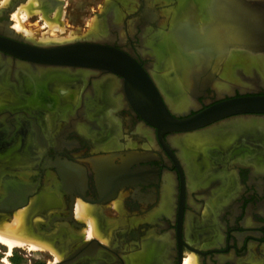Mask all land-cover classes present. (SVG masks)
Listing matches in <instances>:
<instances>
[{
	"label": "flooded vegetation",
	"instance_id": "1",
	"mask_svg": "<svg viewBox=\"0 0 264 264\" xmlns=\"http://www.w3.org/2000/svg\"><path fill=\"white\" fill-rule=\"evenodd\" d=\"M26 2L10 0L0 8V36L11 43L50 48L90 35L51 44L23 36L14 29L11 15ZM127 2L128 8L113 0L96 10L102 26L112 3L124 9L125 39L119 38L118 29H110L103 40L132 56L161 94L154 74L161 78L165 69L160 65L151 71L154 59L140 51L145 1ZM174 3H150L153 17L146 21L150 30H156L163 19V29L174 31L177 17L172 20L166 15ZM61 4L62 0L30 3L48 18ZM245 9L262 11L257 5ZM33 16L44 22L40 14ZM103 77L118 83L115 93L121 96V104L112 108L110 100L100 99L88 119L81 108L93 100L94 82ZM195 81L194 104L185 115L222 100L264 95V81L234 85L221 94ZM59 85L76 89L78 104L65 100ZM108 87L107 82L100 85L104 93ZM104 112L117 129L94 122ZM248 118L264 120V113L232 115L196 130L160 134L132 107L120 75L86 67H42L0 50V214L8 219L16 210L31 207V233L44 230V237L61 248L60 260L50 253L43 264H132L138 253L144 256L141 264H183L190 254L197 264H264V128L240 129L236 122ZM79 120L89 131L72 124ZM193 134L211 135V140L200 146L188 144L184 138ZM100 159L102 171L95 165ZM63 168L79 170L82 181L66 184ZM168 179L169 196L163 189ZM52 183L58 193H48L44 201L39 195L47 186L52 189ZM79 197L93 206L97 228L106 241L86 237V223L74 215Z\"/></svg>",
	"mask_w": 264,
	"mask_h": 264
},
{
	"label": "bare ground",
	"instance_id": "2",
	"mask_svg": "<svg viewBox=\"0 0 264 264\" xmlns=\"http://www.w3.org/2000/svg\"><path fill=\"white\" fill-rule=\"evenodd\" d=\"M3 1L4 3L7 2V0H3ZM117 1L122 2V4L125 7L127 8L129 7V3L127 2V0H117ZM144 1H145V12L143 15L144 25L143 26L141 25L142 32L139 36L140 51L154 59L151 65V71L156 70V68L160 64L164 63V67L166 70L165 73L163 74V76H161L162 78H159L157 75L154 74V80L155 83L159 86L161 93H163L167 102L170 104L173 110L181 112L187 110L190 106H193L194 101H193V97L191 96L192 94L191 92H193L191 91L192 89L191 86L192 84L195 85L196 82L195 79H197V83L199 86L208 84L214 90H217L216 92L218 94L230 91L231 87L234 85L235 86L239 84L241 86L244 84L253 85L254 82L260 83L261 81H264V48H263L264 46L262 47V45H257L256 48H262V49H259L256 53H252L250 47L244 49L239 45L241 39L239 35H237L234 31L233 33L230 31L231 26L234 25H232L231 18H229L230 16L227 15L229 14L228 12L231 10L230 9L231 2H228V0H174L175 1L174 5L170 8L169 12H166V15H168V13L170 14L172 20L173 18L178 17L180 15L182 8H184V6L187 3L189 4L190 1L192 3L195 2L196 5L194 6L195 8H193V12L188 11L181 17L182 20L186 18L190 20L188 22L190 23L191 31H189V29L180 28L178 26L179 24L182 23L181 20V22L178 25H176V28L175 26H173L174 27L173 28L174 33H173L172 31H170L171 27L169 28V30H164L163 23H161V26L156 30L152 31L148 28L149 26L146 25V21L148 20L147 18L153 17V14H151L149 7L150 3L153 0H144ZM168 1L169 0H160V2H168ZM32 2L33 5L37 3L36 0H32ZM253 2L255 6L257 5L258 8L262 10L260 13L264 16V0H253ZM28 3L29 2L27 0L26 3H23L24 5L18 6L16 10H14V12L12 13V18L15 19L14 29H17L16 31H24L25 34L32 35L30 31L22 27V21L28 18V14L30 12ZM39 8L34 7L33 10H39ZM194 9H196V12ZM224 10H226L227 12L225 14L227 15L225 16V19L222 16V14L225 12ZM54 12L55 13H53V17L52 18L50 17L52 22L49 23L50 25L52 24V30L60 31L61 33L66 32V28L64 27V24L62 22L63 20L62 16L56 17L57 9ZM92 21H94V19ZM48 22L50 21L48 20ZM121 23H122L121 10L117 5V3L116 5L112 3L107 8V15L105 16V19H103L102 21V26L101 24L98 25L93 24L94 27L96 26L99 28L98 30H93V31H98V32H95L94 36L92 35L88 38H94V39L108 38V36L110 35V29H118L119 30L118 34L120 33L119 38L124 40L125 36L121 35L123 34ZM88 28H91V26H89ZM130 29L132 28L130 27L129 31ZM99 32L100 34H98ZM96 34L97 36H95ZM56 39L57 38H54L53 41L58 42L59 40ZM42 40L43 42L49 41L48 38L47 39L42 38ZM189 45L190 47H187ZM205 49L208 51H204ZM84 74H85L84 75L85 78L86 73ZM104 80L106 79L103 77L101 79H97L94 82L93 91L95 93V96H93L94 97L93 100L86 102V105L81 108L83 115L86 116L88 119L93 118V111L95 110L94 108L96 102L98 101V84ZM110 81L111 83L107 91L110 95L109 97L112 98V101L114 103L112 108H115L121 104L122 99L120 95L115 93L116 92L115 90L118 87V83L115 80H110ZM58 88L59 90L63 89L64 93L65 92L71 93L72 95L71 97H73L71 99H73V102L75 104H78V98L75 99V97H77L76 89H70L64 85H59ZM195 89L193 90L197 92L198 90L196 91ZM63 98L67 100V98H69V94H66ZM64 116H66V114H64ZM96 117L97 118H95L94 122H96L97 125L102 127L103 122H106V125L108 127H110V125L111 126L114 125L117 129V125L115 124V122H112L114 120L111 119L108 112L106 114V118L103 115L102 116L99 115ZM236 123L237 125L240 126L239 128L242 130L244 129L247 130V128H253L254 126H259L260 128H264V120L248 118V119H240ZM72 124L82 132L89 131L87 124H84V122H80V120L79 122L75 121ZM194 134L191 136H186L184 140L188 144L194 146H200L201 144L211 140V138L209 137L211 135L202 137ZM102 162H103L102 159L95 162V165L99 166L100 171H102V166H101ZM104 165L106 166V164ZM75 169L63 168L62 174H64V180L66 184L68 181L73 180L75 182V180L76 181L80 180L81 176L77 175L79 174V170H75ZM80 181H82V178ZM80 183L78 182V184ZM55 184H53V188H52L53 190L48 189L47 186L41 192L42 195L39 194L38 195L41 196L44 199V201L46 199L45 196L47 195V193L52 192L56 195L58 193V189H57L58 186ZM66 184L63 186H67ZM83 184L81 186H83ZM163 189L165 190L167 196H169L170 195L169 179L167 180L165 188ZM167 196L166 199H168ZM34 200L35 198H33L32 202ZM114 205L117 204L114 203ZM30 210L31 207L18 209L8 220L6 219L7 215L0 214V242L7 247V251L9 255L14 248L22 247L25 245H27V247L31 249H39V248L44 249V247L46 246L39 240L37 241L29 238L30 235L34 234L31 233V228L28 225V219H29L28 216ZM90 211L91 209L86 204L85 201H83L80 197L76 199L74 214L76 218L83 220L87 223L88 225V227L86 228L87 238L95 237L96 235H98L97 227L95 225L94 219L92 218L93 217L92 212L90 214ZM47 249L49 250L50 248ZM50 251L51 250H49V252ZM55 254H56L55 255L56 258L54 257V259L59 260L61 257L59 256L60 254L58 252H55ZM143 257L144 256L142 253H138L135 256H133L132 258L133 264H141L143 261ZM5 262L7 264H12L7 259ZM183 264H197L195 256L193 255L187 256L184 259Z\"/></svg>",
	"mask_w": 264,
	"mask_h": 264
},
{
	"label": "water",
	"instance_id": "3",
	"mask_svg": "<svg viewBox=\"0 0 264 264\" xmlns=\"http://www.w3.org/2000/svg\"><path fill=\"white\" fill-rule=\"evenodd\" d=\"M228 2H231V10L227 15L230 16L232 25H238L234 26V32L241 39L239 45L244 49L250 47L252 53H256L261 49L256 48L257 45H264L263 15L256 10L249 12L245 9L255 6L253 0ZM224 11L222 16L225 19L227 12ZM94 40L98 39L80 38L79 41H70L60 46L30 48L15 45L0 36V50L20 59L36 62L42 67H86L120 75L132 107L144 120L155 126L160 134L196 130L232 115L264 113V95L222 100L191 115H185L189 109L175 111L132 56L105 44L103 39L102 43L93 42ZM12 45L19 49H11L9 46Z\"/></svg>",
	"mask_w": 264,
	"mask_h": 264
},
{
	"label": "rangeland",
	"instance_id": "4",
	"mask_svg": "<svg viewBox=\"0 0 264 264\" xmlns=\"http://www.w3.org/2000/svg\"><path fill=\"white\" fill-rule=\"evenodd\" d=\"M110 1L112 2L113 0H62L61 6L60 7L58 6L56 8L57 9V13H56L57 16L56 17L62 16V19H63L62 22L64 24V27L66 28V32L61 33L60 31L52 30V24L51 25L49 24V23L52 22V20H51L52 17L51 18H48L46 16V14L41 13L40 10H33V8L30 5V3L32 2V0H28V2H29L28 3L29 4L28 7H29L30 12L28 14V18H26V19H24L22 21V27L25 28L26 30L30 31V33L32 35L25 34L24 31H17V32L22 33L23 36H25L27 38H30V39H33V38L36 37L37 40H39L40 42H43L42 38H44V39H47L48 38L49 41L43 42L44 44H48V43H52V42H57V41H53L54 38H57L56 40H59V42H63V41H66V40H72V39H75V38H78V37H83L84 35L90 34V35H88L86 37V38H88V37L92 36L95 32H98V31H93V30H98L99 29L98 27L95 26L97 28L96 29L93 26V24H96V25L99 24L98 23V18H97V15H96L97 13H95L96 10L101 9V8L103 9L107 5V3H110ZM9 2H10V0H7V2H5V3H4L3 0H0V8H1V6H7V4ZM36 2H37V0H36ZM32 4H33V2H32ZM22 5H24V4L23 3L20 4V5L18 4V6H22ZM195 5H196L195 2L192 3L190 1L189 4L187 3L184 6V8H182L181 12L179 11L180 12V15L175 19V21L177 22V25L181 22L182 15H184L188 11L189 12H193V8H195L194 7ZM120 10H121V22H122V11L124 9L122 8L121 5H120ZM194 10L196 12V9H194ZM64 11H67L66 17H65ZM32 12L33 13L36 12V13L40 14V17L42 19H44V22L43 23L37 22L38 17L37 16H33V13ZM11 17H12V15H11ZM93 19H94V21H92ZM12 20H13L12 21L13 24H15V19L12 18ZM48 20L50 22H48ZM162 20L163 19H161V21L159 22L158 28L161 26ZM32 21H34V24L33 25L27 24L28 22H32ZM183 21H184V24H183ZM188 21H190V20L188 18H186V19L182 20V23L179 24L178 26L180 28L189 29V31H191V29H190L191 28L190 27V23ZM39 24H42V26L40 28L38 27ZM88 25L91 26V28H88L89 27ZM235 25H236V23H235ZM173 26H175V25H173ZM234 26H231V30L230 31L232 33L234 31ZM237 26L238 25H236V27ZM130 27L133 28V26H130ZM85 28H87V30L82 31ZM92 28H95V29H92ZM15 30H17V29H15ZM32 30L35 33L32 32ZM91 31H92V34H91ZM130 31H132V29H130ZM42 35H43V37H42ZM121 35H124V30H123V34H121ZM119 36H120V33H119ZM160 65H163V67H164V63L163 64H160ZM160 65L158 66V68L160 67ZM164 69H165V67H164ZM162 71H163V73L160 76H163V74L165 73L166 70H162ZM103 82L105 84L107 82L109 85L111 83L110 80H104V81H101L98 84V101L96 102V105H95V108L94 109H97V107H98L97 106V103L99 102L100 99L110 100L112 102V106L114 105V103L112 101V98L109 97L110 95H109L108 91H106L104 93L103 89L100 88V85H102ZM61 93L62 94H65V95L66 94H69V98L70 99L73 98V97H71L72 96L71 93H67V92L64 93V90L63 89L61 90ZM76 95H77V91H76ZM76 98H78V95H77V97H75V99ZM106 114L107 113L104 112V113H101L100 116L103 115L106 118ZM110 127L116 129V127L114 125H112V126L110 125ZM47 195H49V194L47 193ZM47 195L45 196L46 198H47ZM114 203L117 204L116 201H113L112 202L113 205H114ZM86 204L91 209L90 214L92 212V216H93L92 218L94 219V222H95V225H96L95 217H94V214H93V210H94L93 209V206L91 204L87 203V202H86ZM114 206H116V205H114ZM106 214L109 215V216H114L113 214H110V213H106ZM6 219H7V216H6ZM86 225H87V223H86ZM87 227H88V225L83 230L85 234H86V228ZM96 227H97V225H96ZM97 231H98V235H96L95 237L101 239L102 241H106V238L101 235V233L99 232L98 228H97ZM45 233L46 232L44 230H42V232H40V231H38L36 229L35 233L33 234L34 236L33 235H30L29 236V238H31L33 240H37V241L39 240L40 242H42L43 244H45L46 246L44 247V249H42V248H39V249H31V248L27 247V245H25V246H22V247L14 248L11 251L10 255H9L8 254V251H7V247L4 246V244H2L0 242V264H7L5 262L6 259L8 261H10L12 264H43V260L50 259V257L52 256L50 254L51 252L54 254L53 255L54 257L56 255L55 252H58L60 254L59 256H61L60 257V259H61L62 258L61 248L59 246H57L55 243L50 242L48 240V238L46 239L44 237V234ZM46 247L47 248H50L49 250H51V251L49 252V250ZM190 255H193V254H190ZM3 259H4V261H3ZM54 260L56 261V259H54ZM131 263L133 264V261Z\"/></svg>",
	"mask_w": 264,
	"mask_h": 264
}]
</instances>
